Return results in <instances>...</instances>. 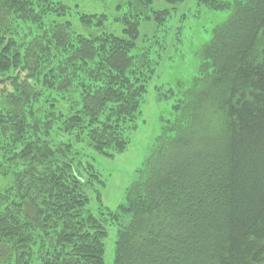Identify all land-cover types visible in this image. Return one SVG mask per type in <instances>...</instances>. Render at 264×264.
Wrapping results in <instances>:
<instances>
[{
    "label": "trees",
    "instance_id": "1",
    "mask_svg": "<svg viewBox=\"0 0 264 264\" xmlns=\"http://www.w3.org/2000/svg\"><path fill=\"white\" fill-rule=\"evenodd\" d=\"M124 1L122 35L105 13L81 14L98 27L83 35L63 0H0V264H105L110 225L114 264H264V0H196L230 15L159 92L173 116L112 211L94 161L139 126L163 46L141 25L166 28L184 0Z\"/></svg>",
    "mask_w": 264,
    "mask_h": 264
},
{
    "label": "rangeland",
    "instance_id": "2",
    "mask_svg": "<svg viewBox=\"0 0 264 264\" xmlns=\"http://www.w3.org/2000/svg\"><path fill=\"white\" fill-rule=\"evenodd\" d=\"M72 7L70 16L72 29L77 34L90 35L98 27L86 26L78 18L81 14L107 15L105 25L101 28L117 35L123 34V25L117 18L128 10L124 0H63ZM173 12L166 28L153 23H143L141 32L145 36H154L147 41L153 42L156 36L163 41L152 45V57L158 60L157 73L148 86L141 106L139 126L130 133L129 148L114 157L98 156L94 161L106 180L102 189V205L106 210L116 211L126 199V192L138 178V169L151 155L157 136L163 125V118L173 116L174 97L159 96V92L170 94L169 89H182V83L190 80L197 72L201 61L200 47L212 36V29L223 23L230 15V10H211L200 7L196 0H184ZM181 14H187L181 21ZM165 35L164 38H161ZM163 97V98H162ZM0 179V184H2ZM89 209L97 213L100 209L95 197ZM126 219V217H125ZM117 226L108 227L106 237L105 264H114Z\"/></svg>",
    "mask_w": 264,
    "mask_h": 264
}]
</instances>
